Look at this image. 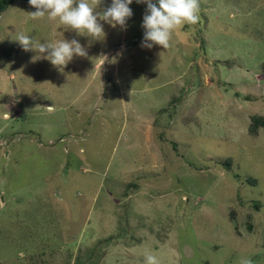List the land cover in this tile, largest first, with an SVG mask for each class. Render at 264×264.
Masks as SVG:
<instances>
[{
	"label": "rangeland",
	"instance_id": "1",
	"mask_svg": "<svg viewBox=\"0 0 264 264\" xmlns=\"http://www.w3.org/2000/svg\"><path fill=\"white\" fill-rule=\"evenodd\" d=\"M129 7L101 39L0 15V264H264V0H200L167 49ZM18 32L87 56L54 67Z\"/></svg>",
	"mask_w": 264,
	"mask_h": 264
},
{
	"label": "clouds",
	"instance_id": "2",
	"mask_svg": "<svg viewBox=\"0 0 264 264\" xmlns=\"http://www.w3.org/2000/svg\"><path fill=\"white\" fill-rule=\"evenodd\" d=\"M36 9L28 13L32 20H40L47 17L48 20L59 22L67 29L76 31L94 39L105 36L103 24L106 22L113 27L126 26L127 19L132 16L129 7L133 0H112L111 5L102 11H97L102 0H28ZM137 3L147 5L143 16L142 27L144 36L142 47L152 48L161 46L167 49L173 32L184 24H196L200 19V0H136ZM14 41L18 42L25 51H35L37 56L33 59L43 58L58 68L65 67L74 56L86 57L87 51L76 40H67L63 37L55 42H41L29 35L18 32ZM4 120L11 119L10 112L2 114ZM144 264H161L159 257L152 253L145 254ZM239 264H252L250 258H243Z\"/></svg>",
	"mask_w": 264,
	"mask_h": 264
},
{
	"label": "trees",
	"instance_id": "3",
	"mask_svg": "<svg viewBox=\"0 0 264 264\" xmlns=\"http://www.w3.org/2000/svg\"><path fill=\"white\" fill-rule=\"evenodd\" d=\"M17 0H0V13L6 12L11 8V6L16 2ZM28 1V0H24ZM253 125L252 130L258 129V127L264 126V118L263 117H254L253 118Z\"/></svg>",
	"mask_w": 264,
	"mask_h": 264
},
{
	"label": "water",
	"instance_id": "4",
	"mask_svg": "<svg viewBox=\"0 0 264 264\" xmlns=\"http://www.w3.org/2000/svg\"><path fill=\"white\" fill-rule=\"evenodd\" d=\"M0 15H1V13H0Z\"/></svg>",
	"mask_w": 264,
	"mask_h": 264
},
{
	"label": "crops",
	"instance_id": "5",
	"mask_svg": "<svg viewBox=\"0 0 264 264\" xmlns=\"http://www.w3.org/2000/svg\"><path fill=\"white\" fill-rule=\"evenodd\" d=\"M2 14V13H1Z\"/></svg>",
	"mask_w": 264,
	"mask_h": 264
}]
</instances>
